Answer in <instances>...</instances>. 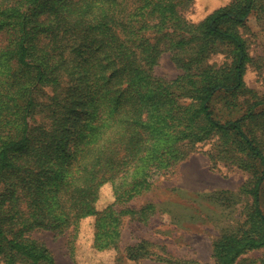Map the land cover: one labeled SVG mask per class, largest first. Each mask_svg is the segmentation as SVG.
Returning <instances> with one entry per match:
<instances>
[{
	"label": "trees",
	"instance_id": "trees-1",
	"mask_svg": "<svg viewBox=\"0 0 264 264\" xmlns=\"http://www.w3.org/2000/svg\"><path fill=\"white\" fill-rule=\"evenodd\" d=\"M191 1L0 0L4 264H55L31 233L75 238L89 216L93 248H118L122 218L147 222L156 208L125 205L214 138L213 163L251 174L243 193L252 210L213 244L211 264L264 249V92L245 84L252 58L236 30L252 12L264 14V0H234L198 24L181 13ZM220 51L230 64L206 63ZM164 52L181 70L173 80L153 74ZM106 183L114 201L98 211ZM149 245L128 246L127 258H151Z\"/></svg>",
	"mask_w": 264,
	"mask_h": 264
},
{
	"label": "rangeland",
	"instance_id": "rangeland-1",
	"mask_svg": "<svg viewBox=\"0 0 264 264\" xmlns=\"http://www.w3.org/2000/svg\"><path fill=\"white\" fill-rule=\"evenodd\" d=\"M233 1L192 0L181 13L188 22L198 24ZM236 30L252 58L246 66L245 84L260 95L264 92V14L252 12L244 26ZM6 42L7 35L0 34V49ZM232 60L230 52L220 51L210 55L206 63L220 66ZM180 73L170 52H164L153 69L155 76L165 80H173ZM216 140L198 143L184 160L157 177L149 191L125 205L138 210L151 203L156 208L147 222L129 215L122 218L118 248L102 251L93 248L95 216L78 223L75 238L50 231H35L31 237L45 244L55 264H177L178 261L211 264L213 244L226 232L239 228L252 210V197L243 193V188L250 186L251 174L227 161L213 163L209 153ZM113 201L112 186L106 183L100 189L96 209L102 211ZM143 240L151 244L148 246L151 258L128 259L125 249ZM157 256L167 260L161 261ZM263 257L264 249H258L241 255L235 264H261ZM0 264H4L1 258Z\"/></svg>",
	"mask_w": 264,
	"mask_h": 264
}]
</instances>
